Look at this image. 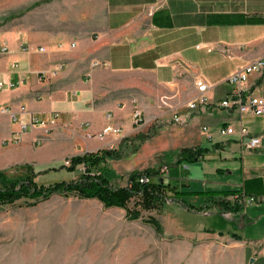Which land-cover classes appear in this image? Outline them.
I'll use <instances>...</instances> for the list:
<instances>
[{"label": "crops", "instance_id": "crops-1", "mask_svg": "<svg viewBox=\"0 0 264 264\" xmlns=\"http://www.w3.org/2000/svg\"><path fill=\"white\" fill-rule=\"evenodd\" d=\"M17 6L14 18L0 21L6 46L0 162L47 164L112 147L128 156L131 172L174 163L181 148H202L192 162L195 177L178 182L187 193L182 199L196 198L189 211L178 206V236L224 241L239 264H264V114L216 104L233 89L226 77L236 67L264 61V0H18ZM196 78L209 85L206 102L188 109ZM241 87L264 97V66ZM135 108L138 125L130 118ZM173 114L180 123L171 122ZM107 124L120 132L100 139ZM228 124L235 133L217 134ZM239 124L259 137L258 147L246 148ZM235 193L259 201L224 208L222 198ZM215 213L230 220L224 229L203 225Z\"/></svg>", "mask_w": 264, "mask_h": 264}, {"label": "rangeland", "instance_id": "rangeland-1", "mask_svg": "<svg viewBox=\"0 0 264 264\" xmlns=\"http://www.w3.org/2000/svg\"><path fill=\"white\" fill-rule=\"evenodd\" d=\"M17 4L18 0H0L2 23L20 12ZM40 10L47 13L48 6L42 5ZM129 147L130 150L132 145ZM119 151L120 158L105 161L110 184L115 187L124 186L130 172L125 168L128 156L122 149ZM67 162L68 158L47 164L0 162V186L29 173L35 174L34 180L41 184L75 179L77 170L67 172L60 166ZM154 168L176 189L180 176L192 179L197 169L194 163H184L178 168L173 162H160ZM195 199L183 197L186 204L196 202ZM140 201L138 194L124 207H105L95 198L52 194L29 206L21 200L2 204L0 264H239L236 254L224 241L178 236V206L190 210L179 200L153 201L149 208H144ZM130 210L137 211L138 216L128 218ZM225 217L215 213L202 222L206 228L221 230L230 222ZM145 218L157 220L160 232L144 222Z\"/></svg>", "mask_w": 264, "mask_h": 264}, {"label": "trees", "instance_id": "trees-1", "mask_svg": "<svg viewBox=\"0 0 264 264\" xmlns=\"http://www.w3.org/2000/svg\"><path fill=\"white\" fill-rule=\"evenodd\" d=\"M38 4L29 5L27 9ZM138 140L142 136L138 135ZM202 148H181L176 154L175 165L180 162L192 163L196 161L202 152ZM121 154L119 148H102L94 152H85L73 155L68 158L67 165H60L67 172L78 171L75 179L52 181L47 184L37 183L34 180L35 174L12 179L0 186V206L5 203H13L21 200L24 205H33L38 200L49 198L52 194L67 196L69 194L79 198H95L103 206L124 207L125 203L133 196L140 194L141 203L144 208H149L153 201H161L166 198L179 200L186 208L191 206L186 204L181 198L186 192L178 191L174 186L164 180V175H159L156 168H144L133 170L127 175V183L124 186H112L107 175L108 169L105 167V159H118ZM53 168V167H52ZM80 169V170H79ZM145 178L146 181H140ZM160 180V181H159ZM169 192L170 195L165 193ZM233 191H225L226 196ZM189 194V192H188ZM224 208L235 211L241 207L239 203H229L224 198ZM219 201V202H221ZM200 209V208H195ZM137 211H128V218H136ZM144 222L150 224L156 232H160V224L154 218H145Z\"/></svg>", "mask_w": 264, "mask_h": 264}, {"label": "built area", "instance_id": "built-area-1", "mask_svg": "<svg viewBox=\"0 0 264 264\" xmlns=\"http://www.w3.org/2000/svg\"><path fill=\"white\" fill-rule=\"evenodd\" d=\"M60 46V45H58ZM72 46V44L70 45ZM0 51H6L5 44H2L0 46ZM37 51L43 52L45 51V48L42 46L37 47ZM14 65V64H13ZM264 66V61L262 60H256L253 63H250L248 65L239 66L236 67L227 77L226 81L233 85V89L230 91L229 95L220 101H218L216 104L219 105L222 108L225 109H235L239 114L249 113L253 115H262L264 114V97L253 95V94H244L242 89V84L246 81L248 75L253 70H259ZM1 85V83H0ZM194 86V94L191 99H189L185 103V107L188 109H194V107L197 104H204L206 102V96L205 93L207 89L209 88V85L206 84V82L201 78H196L193 82ZM4 109H0V111H3ZM20 110H23V107L20 106ZM131 121L133 125H138L142 121V117L140 114V111L138 109H133L130 115ZM171 122L172 123H180L181 120L177 115L171 116ZM203 130H206L203 128ZM120 132V128L114 127L111 125L104 126L100 133L98 134V137L102 139L105 135L108 134H118ZM217 134L219 135H228L235 133V129L231 125H225L218 127L216 129ZM236 133L239 137L248 136V140L245 144L246 148L248 149H254L259 146L260 139L257 135H248V132L245 127L242 125H238ZM206 136H209L208 134ZM140 181L144 182L146 181L145 178H141ZM228 201L230 203L236 202L240 205L244 204H254L259 201V198L253 197V196H245L242 193H235L228 196Z\"/></svg>", "mask_w": 264, "mask_h": 264}, {"label": "water", "instance_id": "water-1", "mask_svg": "<svg viewBox=\"0 0 264 264\" xmlns=\"http://www.w3.org/2000/svg\"><path fill=\"white\" fill-rule=\"evenodd\" d=\"M160 181V180H159Z\"/></svg>", "mask_w": 264, "mask_h": 264}]
</instances>
